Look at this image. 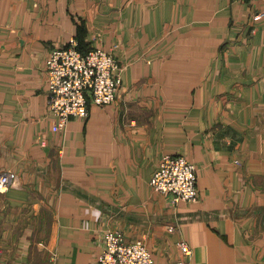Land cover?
I'll list each match as a JSON object with an SVG mask.
<instances>
[{
  "label": "crops",
  "instance_id": "crops-1",
  "mask_svg": "<svg viewBox=\"0 0 264 264\" xmlns=\"http://www.w3.org/2000/svg\"><path fill=\"white\" fill-rule=\"evenodd\" d=\"M264 0H0V264H99L104 233L153 264H264ZM75 39L118 64L112 104L54 132L45 60ZM165 155L197 170L172 206ZM192 254L185 258L177 243Z\"/></svg>",
  "mask_w": 264,
  "mask_h": 264
},
{
  "label": "built area",
  "instance_id": "built-area-1",
  "mask_svg": "<svg viewBox=\"0 0 264 264\" xmlns=\"http://www.w3.org/2000/svg\"><path fill=\"white\" fill-rule=\"evenodd\" d=\"M263 16L264 12L256 13L253 20ZM77 48V41L71 39L67 48L52 49L45 60L48 109L56 118L54 132L65 130L70 119L87 117L89 103L99 107L112 104L121 83L119 67L111 53L91 49L83 54ZM16 180L14 172H1L0 193ZM150 185L155 192L165 195L172 206L193 203L198 198L196 167L182 156H163L152 173ZM103 241L99 264H153L141 240L127 241L121 232L107 230ZM177 247L185 258L191 256L187 243L179 241Z\"/></svg>",
  "mask_w": 264,
  "mask_h": 264
},
{
  "label": "trees",
  "instance_id": "trees-1",
  "mask_svg": "<svg viewBox=\"0 0 264 264\" xmlns=\"http://www.w3.org/2000/svg\"><path fill=\"white\" fill-rule=\"evenodd\" d=\"M77 49H78L80 52H82L83 54L89 51V50H83V49H81L79 46H78Z\"/></svg>",
  "mask_w": 264,
  "mask_h": 264
},
{
  "label": "rangeland",
  "instance_id": "rangeland-1",
  "mask_svg": "<svg viewBox=\"0 0 264 264\" xmlns=\"http://www.w3.org/2000/svg\"><path fill=\"white\" fill-rule=\"evenodd\" d=\"M183 255V254H182Z\"/></svg>",
  "mask_w": 264,
  "mask_h": 264
}]
</instances>
